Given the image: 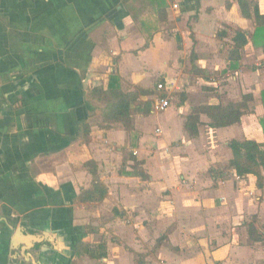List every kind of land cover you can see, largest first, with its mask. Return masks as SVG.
<instances>
[{
    "label": "crops",
    "instance_id": "0c3cea01",
    "mask_svg": "<svg viewBox=\"0 0 264 264\" xmlns=\"http://www.w3.org/2000/svg\"><path fill=\"white\" fill-rule=\"evenodd\" d=\"M166 1L162 21L156 0H0V264H264L262 241L249 233L252 224L264 233V179L259 186L255 175L228 167L232 139L264 143L260 63L251 68V89L238 85L239 100L253 94L251 111L226 127H212L201 114L196 135L187 132L185 116L220 104L214 91H203L200 104L185 94L162 112L153 104L158 115L171 110L155 130L143 125L151 112L133 110L134 129L106 127V102L92 94L107 89L114 72L124 91L158 92L163 80L176 87L172 55L151 73L147 55L160 46L175 57L181 52L167 27L173 19L179 28L189 22L186 7L199 12L190 32L194 65H208L209 56L196 57L195 41L207 39L216 22L228 25L220 30L233 43L228 64L243 61L252 37L237 61L232 38L237 29L251 31L245 25L253 19L242 16L238 0ZM242 72H229L227 81L237 83ZM209 79L213 90L219 83ZM97 181L107 187L105 199L80 201ZM80 241L105 243L107 255H79Z\"/></svg>",
    "mask_w": 264,
    "mask_h": 264
},
{
    "label": "trees",
    "instance_id": "16d2710c",
    "mask_svg": "<svg viewBox=\"0 0 264 264\" xmlns=\"http://www.w3.org/2000/svg\"><path fill=\"white\" fill-rule=\"evenodd\" d=\"M158 3V16L160 20L167 18V1L156 0ZM242 16L247 19H253L256 28L252 35V40L256 44L264 45V13L261 12L260 5L256 0H238ZM227 2V7H230ZM232 38L235 47L232 50V59L237 61L240 57V50L244 48L248 42V32L246 30H235ZM219 34L226 36L227 32L220 31ZM150 42L145 46L147 48ZM195 55L192 53V60ZM153 93L151 89L137 87L132 91H124L121 87V78L114 72L110 77V83L107 89L97 86L92 90V94L99 100H104L106 106L102 112L103 121L106 127L112 124L120 123L128 130L134 129L133 111H139L145 115L151 112V101H141L142 96H149ZM262 104L264 106V89L261 92ZM184 100V99H183ZM254 101L252 93L244 94L242 99L237 102L228 104L202 105L197 111L185 116V128L190 135L198 133L201 122V114L207 115L210 119L212 127H226L239 123L242 116L250 108L251 102ZM260 123L264 133V115L260 118ZM90 127L85 125L82 128V134L88 140ZM232 151V159L228 163L229 168H233L240 176L253 174L258 178V185H263L264 179V143H260L254 139H232L229 142ZM137 160L136 157L133 158ZM86 166L90 167L92 173L96 174L95 162L89 161ZM142 176L144 174H141ZM108 193L107 187L101 182L94 183L93 189L84 190L79 197L82 202H101ZM251 238L255 241H264V233H259L255 225L249 228ZM79 255H89L92 258H101L107 255L105 243L99 244L96 248L80 241L77 246Z\"/></svg>",
    "mask_w": 264,
    "mask_h": 264
},
{
    "label": "rangeland",
    "instance_id": "374dc122",
    "mask_svg": "<svg viewBox=\"0 0 264 264\" xmlns=\"http://www.w3.org/2000/svg\"><path fill=\"white\" fill-rule=\"evenodd\" d=\"M141 1V0H140ZM149 0H142V2H146ZM261 5V8L264 9V0H256ZM193 2V0H188V3ZM148 3V2H147ZM177 8V6H175ZM188 13V11H192V15L190 17L189 22L183 23L181 28L178 27L177 20L173 19L172 23L167 27V31L171 33V35L174 37L173 43L175 50L179 49L181 52L175 57L174 54H171L172 50L165 46L157 47L154 50H151L148 55V64H150V73L154 69L161 68L164 65L165 59H168L170 55H172L169 59H171L170 63L172 65L173 74L178 78L179 82H177L175 87V82L172 81L173 85V99H172V105H177L180 100L182 99L181 94H185L186 98L189 99V96H191V101L193 104H200L203 101V96L201 93L203 91L211 90L214 91L215 94L219 96V99L221 103L228 104L230 102H233L235 100H239L241 97L240 94L243 92L244 87L238 89V85H240L241 81H244L245 89L249 90L252 87V84L255 81L254 72L251 70L252 66H256L257 63H260V67H263L264 69V60L260 59L259 55L260 50L264 49V45H261L260 48L256 47L255 45H258L254 43L252 40V44L249 45L247 48L245 47L242 51V58L243 61L240 63H230L228 64V59L230 57V51L233 47V43L231 42L230 36L224 37L221 34H219L220 30H224V28L228 27L227 24H224L223 22H219L217 25V22L212 29V32L208 33V37L203 38V40H196L195 43L197 44L199 50H201L200 53H196V57L199 59L200 56L207 57L209 56V63L205 67L201 66L196 62V65H194L193 60L191 59V52L190 50H195L192 40V35H190V32L194 31V21H196L195 17L199 16V12L196 11L194 8L192 10H189L187 7L183 9ZM198 12V14L196 13ZM183 16V14H182ZM150 17V15L148 16ZM151 18V17H150ZM152 21V18H151ZM192 22V23H191ZM251 22L255 24V22L252 20L248 23H246L245 27L249 28L251 31H248L249 37H252L253 34V26L251 25ZM255 26V25H254ZM176 28L177 31L171 32V30H174ZM195 34V33H194ZM186 36V37H184ZM196 37V35H195ZM196 44L194 46H196ZM178 50V51H179ZM179 56V57H178ZM261 60V61H260ZM132 62V61H130ZM262 64V65H261ZM139 68V66H138ZM243 72L238 76L237 83L233 84L231 81L234 82V80L231 79V81H227V79L231 76H228V73L230 72L231 75L236 76V71ZM264 73V70H263ZM264 75V74H263ZM183 78V79H182ZM206 78L210 79H217L219 85L215 86L212 89L207 87V84L205 82ZM182 79V80H181ZM209 79V80H210ZM246 82V83H245ZM186 90V91H185ZM190 91V93H188ZM158 96L159 93L157 91L153 90V93L150 95L149 100L151 101L152 105L154 104L155 97ZM253 102H251L252 104ZM251 111V105L247 112ZM170 111L163 112L161 115H158L157 112L152 111V116L149 118H146L143 122L144 128L147 130H155L156 125L160 122L165 123V118L167 117L166 114H168ZM134 113H138L137 111H134ZM157 115H155V114ZM204 118L207 119V115L203 114ZM139 124L141 125L142 122L139 121ZM202 128H207L206 126H203ZM213 139L210 137L208 138V147L210 146L211 142L210 140ZM214 140V139H213ZM177 142V141H176ZM223 141H221L222 143ZM205 150V149H203ZM218 154L223 158L224 152L223 150H220ZM256 221V220H255ZM264 227V225H263ZM246 243H252V241L247 238L245 241ZM261 247L264 248V241L260 243Z\"/></svg>",
    "mask_w": 264,
    "mask_h": 264
},
{
    "label": "built area",
    "instance_id": "2783aa9c",
    "mask_svg": "<svg viewBox=\"0 0 264 264\" xmlns=\"http://www.w3.org/2000/svg\"><path fill=\"white\" fill-rule=\"evenodd\" d=\"M172 87H173L172 82L169 83L166 80L158 82L157 90L159 92V95L155 99L153 105L154 111L162 112L172 106L173 91H174Z\"/></svg>",
    "mask_w": 264,
    "mask_h": 264
}]
</instances>
